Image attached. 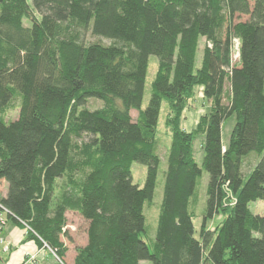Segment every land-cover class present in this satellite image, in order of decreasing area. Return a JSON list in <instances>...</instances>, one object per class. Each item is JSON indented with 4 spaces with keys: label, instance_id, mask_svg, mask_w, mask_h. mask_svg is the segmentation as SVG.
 Here are the masks:
<instances>
[{
    "label": "trees",
    "instance_id": "obj_1",
    "mask_svg": "<svg viewBox=\"0 0 264 264\" xmlns=\"http://www.w3.org/2000/svg\"><path fill=\"white\" fill-rule=\"evenodd\" d=\"M238 15L247 21L234 22ZM150 57L158 65L142 109ZM198 87L209 113L186 132L181 114ZM90 100L101 108L86 109ZM163 103L171 141L149 247L144 213L161 162ZM232 116L225 148L221 125ZM133 163L146 168L142 188ZM1 182L0 213L61 264L67 212L87 224L73 264H264V213L249 209L264 201V0H0ZM215 215L224 220L207 230Z\"/></svg>",
    "mask_w": 264,
    "mask_h": 264
},
{
    "label": "rangeland",
    "instance_id": "obj_2",
    "mask_svg": "<svg viewBox=\"0 0 264 264\" xmlns=\"http://www.w3.org/2000/svg\"><path fill=\"white\" fill-rule=\"evenodd\" d=\"M28 4L31 3L32 0H26ZM247 16H236L234 22H245L247 21ZM87 43H92L99 41L98 39H95L94 37L88 35L87 37ZM103 44L108 45V41H102ZM205 45V41L201 40L199 44V51L197 53L196 57V66H199L200 60H201V52ZM238 55H237V41L234 44L233 48V54H232V62L234 65H236ZM157 59L155 57L149 58L148 63V69L145 79V93L143 97L142 102V109H144L147 106L149 96H150V85L153 81L156 71H157ZM203 88L198 87L195 89L194 97L189 99L187 101V104L181 114V127L186 132H191L195 129L196 124L198 122V119L200 116L205 115L209 113V102L203 97ZM101 103L95 100H90L87 105L85 106L88 110H96L101 108ZM132 120H135L137 117L136 111H131L130 113ZM171 113H169V109L166 108L165 103L161 106L160 115L158 118L157 123V129H156V138L159 143V157H160V165L157 172V179H156V187L153 195L152 202L150 205L146 207L145 210V234L144 239L149 245V247L152 245L154 241L155 236V229L157 225V216H158V208L160 206L161 200H162V194H163V178H164V172L166 170V153L170 145L171 141V133L169 127H167L166 122L168 117H171ZM18 116V110L13 109L10 110L7 120L8 121H14L17 119ZM235 125V117L232 116L225 120L221 125V145L223 147H227L229 144L230 134ZM203 144H204V137L203 135H197L193 141V156L194 159L199 167H201L202 158H203ZM256 159V157L251 156L250 159L253 160ZM256 160L254 163H252L251 168L247 166V168H242L243 176L246 178L249 174V172L252 171L254 168ZM245 170V171H244ZM131 178L132 183L136 186H139L140 188L143 187L145 179H146V168L140 164L133 163L131 166ZM208 176L204 172H202V177L199 183L198 187V195H199V202L198 206L196 207L195 211V217L193 219V226H194V237L198 238V233L200 229V225L202 223V217L204 213L205 208V190L207 186ZM6 193L5 184L2 182L0 183V195ZM249 209L251 212L255 215H263L264 213V201H259L256 203H251L249 205ZM66 218V226L65 231L67 233V237L62 238V241L64 242L65 247L67 248L66 252V258H65V264H73V259L76 255V249L83 248L86 245L87 242V224L84 222L77 214L72 212H67L65 214ZM0 220L7 221L8 226H12L13 224L7 220L6 216L2 217L0 213ZM224 220V217L222 215H215L214 218L211 221L207 222V230L213 231L222 221ZM0 221V231L1 227L4 226L5 222ZM27 229L25 228V231ZM1 240V239H0ZM1 244V243H0ZM4 250H8V247L6 246ZM50 251V250H49ZM51 252V251H50ZM53 255V253L51 252ZM53 257L56 259V257L53 255ZM57 260V259H56ZM57 262L61 264L58 260ZM0 264H2L0 260ZM140 264H149L147 261H143Z\"/></svg>",
    "mask_w": 264,
    "mask_h": 264
},
{
    "label": "crops",
    "instance_id": "obj_3",
    "mask_svg": "<svg viewBox=\"0 0 264 264\" xmlns=\"http://www.w3.org/2000/svg\"><path fill=\"white\" fill-rule=\"evenodd\" d=\"M1 215L4 217V214ZM9 221L13 225L8 226L7 221H4V226L0 231L2 264H59L48 249L28 239L23 227ZM6 246L8 250H4Z\"/></svg>",
    "mask_w": 264,
    "mask_h": 264
},
{
    "label": "built area",
    "instance_id": "obj_4",
    "mask_svg": "<svg viewBox=\"0 0 264 264\" xmlns=\"http://www.w3.org/2000/svg\"><path fill=\"white\" fill-rule=\"evenodd\" d=\"M1 222H3V220H0ZM1 226V225H0ZM0 243H2V241L0 240Z\"/></svg>",
    "mask_w": 264,
    "mask_h": 264
}]
</instances>
